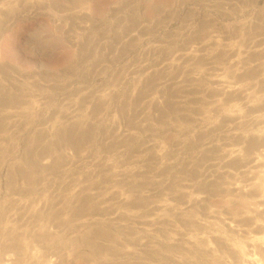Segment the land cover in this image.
<instances>
[{
    "label": "rangeland",
    "instance_id": "1",
    "mask_svg": "<svg viewBox=\"0 0 264 264\" xmlns=\"http://www.w3.org/2000/svg\"><path fill=\"white\" fill-rule=\"evenodd\" d=\"M259 39L264 0H0V242L31 244L13 261L218 264L206 235L262 236L221 224L249 204L231 187L251 166L224 154L264 133Z\"/></svg>",
    "mask_w": 264,
    "mask_h": 264
},
{
    "label": "bare ground",
    "instance_id": "2",
    "mask_svg": "<svg viewBox=\"0 0 264 264\" xmlns=\"http://www.w3.org/2000/svg\"><path fill=\"white\" fill-rule=\"evenodd\" d=\"M259 40L261 41L260 42V46H261L260 49L253 50V52L251 54V57L253 55V57L255 58V62H256L251 67V74L248 73L249 71L248 72L247 71L243 72L242 70L235 69V71H234L235 73L233 75L234 76L233 80L235 81V84L232 85V84H230L231 82L226 81L225 82L226 83L225 87H227L229 89V91H233V92H236V93L238 92V94H239V91L242 90V86H237V82H240V81L242 82L244 79H246V77L248 78V76H246L247 73H248L250 75L249 77L252 80V84H250V85L252 86V88H253L255 93L260 94L258 96V98L254 99V102L252 104V106L254 107L255 112H258V114L255 116L254 119H255V122L257 124L261 123V121H263L261 124H264V112H263L264 111V61H261V59L264 56V40H261V39H259ZM256 41H257V43H259L258 40H256ZM255 46H256V44H255ZM226 47L227 48H225L224 52H223L225 54V57L226 58L235 57L233 62L235 63L236 66H239L240 63H242V61H243V58L241 57V55L239 53L240 51H238V49L233 51L232 47H229V46H226ZM251 47H252V45H251ZM251 57L249 56V59ZM245 58H247V56H245ZM232 63H230V65H229L230 67H232ZM228 77H230V76H227V78ZM227 84H228V86H227ZM228 89H226V90H228ZM236 93L234 95L237 97L238 95H236ZM229 94L230 93H228V95ZM244 94L245 93H243V95ZM235 96H233V97H235ZM245 96L246 95H244V97ZM230 97H231V95H230ZM252 106H251V108H253ZM254 110H252V111H254ZM239 114L240 113H235V118H237L236 115L239 116ZM255 122L253 124H256ZM252 138H250V139H252ZM254 139H255L254 142L252 140H250V141L253 142V144H250L251 142H249V144H248V145H251V147L250 146L248 148H243L244 146L243 147H239V148H236L234 150H228L224 154V155H227V156L234 157L235 161H237L236 164H241L240 160H242L245 156L251 162V166L249 167L250 170L249 171H245L244 174H243L246 177H249L248 178L249 180H246V184H244V186L235 185L234 187H231V188H234L237 191V192L236 191H232L231 193H233V192L235 193L236 192L237 194H240V196L243 199L249 201V204L248 203H244L246 205L245 208L242 211H239L236 215L231 216V217H227L226 221H223V222L221 221V220L224 219L223 217L221 218V220H218V218H216L218 221H221L222 222L221 224L225 225V227L227 229H229V231H237L235 226L233 225V223L236 222V221H240V223L242 221H244V222H248L249 224L250 223L254 224L256 227L259 226V230H260V226L262 228L264 227V223L258 225V223L254 220V217H253L254 215H256V218H257V215L260 216L259 215L260 212L264 213V133L258 131L256 133ZM238 141H239V139H238ZM248 174H251V175L248 176ZM242 181L244 182V180H242ZM242 181H239V182H242ZM224 189H225V187H224ZM225 192H227V191H225ZM229 192H227V193H229ZM237 194H236V196H237ZM195 197H192V198H195ZM199 198H200V200H199ZM199 198L197 199V201L199 200V202H201V199L203 198V196H201ZM192 200H196V198L192 199ZM163 207H164V205H163ZM165 208H166V205H165L164 209ZM162 211H163V209H162ZM162 211H159V212H162ZM165 211L166 210H164V212ZM174 212H176V211H174ZM163 215H165V214L164 213L159 214L158 218L162 217ZM211 215L214 216V214H211ZM211 215H209V216L213 218V216H211ZM207 221H206V223H209V221L208 222ZM196 222H198V221H196ZM197 225H198V223H197ZM255 226H254V228H255ZM246 227H248V225ZM254 228H251V230L254 229ZM259 230H258V232H259ZM239 232L243 233V236H244V232H242V231H239ZM208 236L206 235V238L203 240L204 242H213V243L217 242V244L216 245L214 244L213 246H216L215 248L221 254V257H220L221 263H218V264H228V263H226V262H224L222 260L223 258H225L224 254H226L227 256L230 255L231 257L234 256L236 258L235 260H237L238 264H264V234L262 236H254V235L247 236L246 240L243 241L244 243L242 245H239L237 248H233L230 244H228L227 243L228 240L225 237H223L222 235H220V234H217L216 237H212L213 238V239L211 238L212 240L210 239L211 236H209V237ZM191 239L190 240L192 241V243L193 242L196 243V242H199V241L202 242V240H200L199 238H197V239L196 238H191ZM27 243L26 242H0V245H3L2 249H0L1 250L0 251V264H11L12 262L14 264V262L17 260V259L13 258L14 255H16V258H18V260L21 259L22 256H26V258L28 260H30L28 258L29 254L27 253V255H26L25 252L27 250H28V252H30V246H31L30 243L31 242L29 243L30 245H28L29 249H27L28 248L27 247ZM43 243H44V245H43ZM43 243L41 244V246L43 245L44 248L47 247L48 243L47 242L46 243L43 242ZM45 244H46V246H45ZM49 244H50V242H49ZM0 248H1V246H0ZM50 248H51V246H50ZM215 248H213L210 245V243L205 245V250L207 252H209L210 254L214 251ZM8 253H11V254H8ZM35 253H39V252L35 251L34 254H32V255H34L33 256L34 260H35V257L36 258L38 257L37 256L38 254L35 256ZM30 256H31V253H30ZM218 257H219V255L217 256V258ZM27 259H24V260H27ZM13 260H15V261H13ZM18 260L16 261L17 263H18ZM24 260L21 259L19 261H20V263H22V261L25 262ZM38 261H37V263H38ZM16 262H15V264H16ZM214 263H216V262H214Z\"/></svg>",
    "mask_w": 264,
    "mask_h": 264
}]
</instances>
